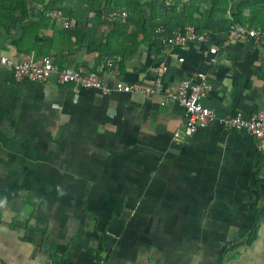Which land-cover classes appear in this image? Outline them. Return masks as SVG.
Segmentation results:
<instances>
[{
  "label": "crops",
  "instance_id": "crops-1",
  "mask_svg": "<svg viewBox=\"0 0 264 264\" xmlns=\"http://www.w3.org/2000/svg\"><path fill=\"white\" fill-rule=\"evenodd\" d=\"M117 1L4 4L0 56L122 66L103 74L109 94L0 77V264H264V143L219 122L264 111V44L227 36L264 26V0H124L129 21L101 22ZM183 25L216 41L166 46ZM203 73L216 120L189 147L173 141L182 107L116 89L158 74L176 89Z\"/></svg>",
  "mask_w": 264,
  "mask_h": 264
},
{
  "label": "built area",
  "instance_id": "built-area-1",
  "mask_svg": "<svg viewBox=\"0 0 264 264\" xmlns=\"http://www.w3.org/2000/svg\"><path fill=\"white\" fill-rule=\"evenodd\" d=\"M46 17L56 21H61L63 15L61 11H48ZM127 6L110 11H104L100 20L103 23H124L127 21ZM227 36L233 41L248 40L253 43L264 44V26H244L231 24L227 29ZM166 46L171 48H185L192 42L203 44L214 43L216 34L212 31L197 32L192 26H185L165 38ZM122 57L116 56L114 59H107L95 70L88 71L79 66L67 69L54 65L50 58H45L40 64H32L29 61H15L6 56H0V77L10 83H46L54 77L59 85H72L80 90H98L104 94L111 93V88L104 84L103 74L110 72L118 75L121 71ZM217 64L213 62V67ZM165 68L162 73L165 72ZM116 89L119 92H139L145 96H158L161 105L172 102L184 110V124L181 130L173 136V141L189 147L190 141L194 138L197 130L208 123L216 120L213 111L205 107L201 100L213 92L211 74H199L195 80H184L176 89L167 87L158 74L152 78L149 85L139 88L118 83ZM225 130H240L249 137L255 139L257 144L264 143V111L253 114L245 118L242 115H228L219 120Z\"/></svg>",
  "mask_w": 264,
  "mask_h": 264
},
{
  "label": "trees",
  "instance_id": "trees-1",
  "mask_svg": "<svg viewBox=\"0 0 264 264\" xmlns=\"http://www.w3.org/2000/svg\"><path fill=\"white\" fill-rule=\"evenodd\" d=\"M23 0H0V31H4V24L5 22L8 21V19L11 17V10L9 8H7L4 4L6 3H20ZM122 5H126L127 6V13H128V17H127V21H129L130 19V15H131V7L128 3H126L124 0H119L116 2V8L121 7ZM115 9V8H114ZM239 24V23H238ZM242 25V24H240ZM185 25H183L184 27ZM246 26V25H244ZM249 27H253V26H249ZM197 32H204L205 30H199L195 27H193Z\"/></svg>",
  "mask_w": 264,
  "mask_h": 264
}]
</instances>
